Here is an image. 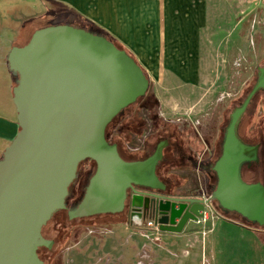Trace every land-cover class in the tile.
<instances>
[{
	"label": "water",
	"instance_id": "95a60500",
	"mask_svg": "<svg viewBox=\"0 0 264 264\" xmlns=\"http://www.w3.org/2000/svg\"><path fill=\"white\" fill-rule=\"evenodd\" d=\"M18 76L13 89L20 131L0 160V264H44L38 250L51 247L43 228L66 209L79 166L95 172L70 219L148 214L162 233L181 234L197 224L205 205L218 203L264 228V185L245 183L243 169L259 163V146L246 144L238 127L264 91V67L231 115L222 152L213 166L217 184L210 198L166 195L158 175L167 140L142 161H126L106 138L109 125L145 97L150 81L125 51L103 36L70 25L36 31L8 55Z\"/></svg>",
	"mask_w": 264,
	"mask_h": 264
},
{
	"label": "rangeland",
	"instance_id": "374dc122",
	"mask_svg": "<svg viewBox=\"0 0 264 264\" xmlns=\"http://www.w3.org/2000/svg\"><path fill=\"white\" fill-rule=\"evenodd\" d=\"M16 10L18 12V9L7 11L6 16ZM219 13V24L213 26L218 32L209 40L211 48L216 50V54L209 57L214 82L209 89H202L193 97V102L206 98L205 105L189 109L188 115L195 118L179 120L175 114L180 112L177 108L166 111V118L163 117L153 83H150L149 91L157 99V110L142 109L143 101H138L116 117L107 129L109 140L121 141L130 133L135 134L140 122L138 118L149 120L152 113L156 115L157 126L148 121L143 136L132 138L128 145L133 151L142 150L139 156L122 154L131 160L144 159L147 154L154 153L160 140L167 138L170 145L164 151L165 161L158 175L172 192L178 191L177 194L204 191L210 197L215 181L210 166L219 158L231 115L252 91L259 68L264 67V0H225ZM50 15L42 18L38 30L75 21L70 13H59L56 8L55 15ZM6 16L1 14L0 20ZM238 135L246 144L261 145L259 163L243 169L244 182L264 185V91L255 97L242 117ZM94 172L92 162L80 166L69 190V207L73 198L78 203L83 198ZM213 207L219 218L215 217L214 222L203 228V225L194 224L188 233L173 240H165L167 234L148 222L132 226L126 211L116 216L71 220L69 209L62 210L42 231L44 239L52 246L40 248L38 254L44 264H264V229L253 227L231 213L227 217L255 233L244 228L247 231L240 233L233 232L232 228L223 230L221 219L224 213L217 203ZM203 231L207 235H203ZM148 245L152 248H146Z\"/></svg>",
	"mask_w": 264,
	"mask_h": 264
},
{
	"label": "crops",
	"instance_id": "0c3cea01",
	"mask_svg": "<svg viewBox=\"0 0 264 264\" xmlns=\"http://www.w3.org/2000/svg\"><path fill=\"white\" fill-rule=\"evenodd\" d=\"M224 1L0 0V15L6 16L7 11L18 9V12L16 10L0 20V160L20 131L13 102L17 76L9 68L8 55L13 47L27 43L38 30L42 18L48 14L55 15V8L59 9V13H70L77 22L101 29L121 44L135 57L150 83H153L162 116L177 108L180 112L175 114L183 120L184 117L195 118L188 115L189 109L200 107L206 103V98L193 102V97L200 90L209 89L214 82L209 57L216 54V50L211 48L209 40L218 32L213 26L219 24V7ZM218 53L222 55V52ZM177 197H187V194H178ZM221 220L224 222L221 225L223 230L232 228L233 232L248 230L255 233ZM144 222L153 225L152 221L145 219H131L132 226H141ZM193 227L194 224L190 223L183 233H166L164 239L173 240ZM146 248H152V245Z\"/></svg>",
	"mask_w": 264,
	"mask_h": 264
},
{
	"label": "trees",
	"instance_id": "16d2710c",
	"mask_svg": "<svg viewBox=\"0 0 264 264\" xmlns=\"http://www.w3.org/2000/svg\"><path fill=\"white\" fill-rule=\"evenodd\" d=\"M75 21H73V22H71V23H69V24H67V25H70V26H73V27H75V28H80V29H83V30H86V31H88V32H90V33H92V34H95V35H99V36H103V37H105L106 39H108L109 41H111L118 49H120V50H123V51H125L130 57H132L134 60H135V62L141 67V65L138 63V61L135 59V57L133 56V55H131L121 44H119L118 42H116L115 40H113L112 38H110L104 31H102L101 29H98V28H96L95 26H93V25H91V24H87V23H83V22H77V20L76 19H74ZM29 42V41H28ZM27 42V43H28ZM27 43H25L24 45H26ZM24 45H22V46H24ZM22 46H20V47H22ZM141 69L143 70V72L145 73V71H144V69L141 67ZM146 74V73H145ZM146 76H147V74H146ZM148 78V77H147ZM16 85H17V82L15 83V87H16ZM143 101V107H141L142 109L143 108H145L146 110H148V111H151V110H153L154 108L157 110V108H158V103H157V99L155 98V96H154V93L153 92H151V90L150 91H148V93L146 94V96L145 97H143V98H141L139 101ZM131 107V106H130ZM156 113H157V111H156ZM135 120H137V119H135ZM138 120L140 121L139 122V125H136V130L134 131L135 132V134L134 133H130L127 137H125L124 139H121V141H111V140H109L108 139V137H107V131H106V138H107V140H108V142L110 143V144H117V146H118V149H119V153H120V155H121V157L124 159V160H126V161H129V162H132V161H142V160H145V159H147L150 155L149 154H147L146 156H145V158L144 159H138V160H131V159H127V157H125L123 154V152H125L127 155H129V156H134V154H136V155H138L139 156V154L142 152V150H136L137 151V153H136V151H133V150H131L130 148H128V145H129V143H131V140L133 141V139L132 138H140V137H142L143 136V133H144V131H145V127L147 126V124H148V121H153V124L154 125H156V123H157V119H156V115H153V113H152V115H151V119L149 118V120L148 119H146L145 117H140V118H138ZM150 121V122H151ZM145 124H146V126H145ZM142 125H144V126H142ZM157 126V125H156ZM158 128V127H157ZM108 129V128H107ZM158 130V129H157ZM164 140H167V138H164V139H162V140H160L159 141V143H161L162 141H164ZM168 141V140H167ZM169 142V141H168ZM158 143V144H159ZM158 144L156 145V146H158ZM169 145H170V143H169ZM250 145V144H249ZM144 152V151H143ZM221 152H222V145L220 146V154H219V156L221 155ZM123 153V154H122ZM164 161H165V158H164ZM164 161L159 165V168H160V166L164 163ZM87 162H92V161H87ZM216 162V161H215ZM93 164H94V166H95V163L94 162H92ZM215 164V163H214ZM214 164L212 165V166H210V168H211V173L212 174H214V176H215V181H214V189L212 190V192L215 190V188H216V184H217V178H216V174L213 172V166H214ZM95 168H96V166H95ZM158 172H159V170H158ZM161 179V178H160ZM162 180V179H161ZM164 183H165V185H166V192H165V194L166 195H172V196H177L178 194L177 193H179L178 191H176V192H172V188L170 187V186H168L167 184H166V182L164 181V180H162ZM89 183V182H88ZM201 197L202 196V192H196V194H191V195H188L187 194V197ZM71 198V195L69 194V196H68V198H67V200H66V209L65 210H68L69 209V211H72V210H75L76 208H77V206H78V204L81 202V200L79 201V203L76 201V198H73V201H72V205L69 207V205H68V199H70ZM218 204V203H217ZM212 206H214V203H213V205ZM220 208V207H219ZM220 210L224 213V214H222V218L224 219V220H227V221H229V222H231V223H233V224H237V225H239L240 227H242V228H244V229H249L246 225H242V224H240L239 222H237L236 220H233L232 218H230V217H227V213L226 212H224V210H222L221 208H220ZM64 211V210H63ZM58 212H60V211H58ZM57 212V213H58ZM57 213H55L53 216H55ZM119 215V214H118ZM101 216H103V215H101ZM108 216H116V215H108ZM97 217V216H96ZM240 217V216H239ZM245 220V219H244ZM51 221V220H50ZM248 222V221H247ZM248 223H250V222H248ZM250 224H252V223H250ZM253 225V224H252ZM255 225H253V227H254ZM258 227V226H257ZM259 228H262V227H259ZM44 229V228H43ZM264 229V228H263Z\"/></svg>",
	"mask_w": 264,
	"mask_h": 264
},
{
	"label": "built area",
	"instance_id": "2783aa9c",
	"mask_svg": "<svg viewBox=\"0 0 264 264\" xmlns=\"http://www.w3.org/2000/svg\"><path fill=\"white\" fill-rule=\"evenodd\" d=\"M201 199H204L205 201L209 199L210 197L205 194V192H202V196L200 197ZM218 217L217 212L215 211L213 206L205 205V209L203 211V217L199 219V222L197 223L198 225H203L206 226L207 223L213 222L214 218ZM203 235H206V232L203 231Z\"/></svg>",
	"mask_w": 264,
	"mask_h": 264
},
{
	"label": "flooded vegetation",
	"instance_id": "af4514ba",
	"mask_svg": "<svg viewBox=\"0 0 264 264\" xmlns=\"http://www.w3.org/2000/svg\"><path fill=\"white\" fill-rule=\"evenodd\" d=\"M255 145H258V146H259V151H260V150H261V145H260V144H255ZM154 152H155V151H154ZM150 156H151V155H150ZM150 156H149V157H150ZM164 158H165V157H164ZM163 161H164V160H163ZM161 163H162V162H161ZM161 163H160V164H161ZM81 165H82V164H81ZM81 165H80V166H81ZM252 165H253V164H252ZM252 165H251V166H252ZM80 166H79V168H80ZM251 166H250V167H251ZM250 167H249V168H250ZM158 170H159V167H158ZM125 211H126L127 213H129V215H130V209H129V208H126ZM69 212H70V211H69ZM68 216H69V213H68ZM144 216H146V217H143L145 220H147V221H152V222H153V218H151V220H150V219H149L150 216H148V214H146V215H144ZM130 218H131V215H130ZM69 219H70V217H69ZM71 220H73V219H71ZM152 224H153V225L155 226V228H156L155 223L153 222Z\"/></svg>",
	"mask_w": 264,
	"mask_h": 264
}]
</instances>
